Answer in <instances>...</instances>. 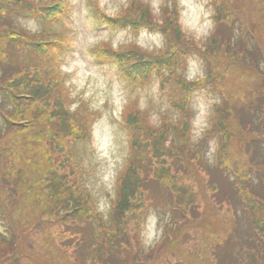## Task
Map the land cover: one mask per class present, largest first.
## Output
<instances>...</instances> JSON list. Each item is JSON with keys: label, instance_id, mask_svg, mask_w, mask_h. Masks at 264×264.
<instances>
[{"label": "trees", "instance_id": "trees-1", "mask_svg": "<svg viewBox=\"0 0 264 264\" xmlns=\"http://www.w3.org/2000/svg\"><path fill=\"white\" fill-rule=\"evenodd\" d=\"M89 3L109 28L160 33L159 49L100 42L91 55L129 83L157 77L169 107L157 118L135 101L122 109L127 156L99 211L75 150L99 114L81 100L73 109L59 70L70 35L57 23L69 2L0 0V264H264V0H210L201 47L182 29L176 2L157 14L141 0L115 13ZM191 54L203 63L195 78L183 73ZM233 71L237 83L227 84ZM199 90L218 100L195 139L189 104ZM192 209L197 222L186 217ZM153 215L160 234L146 246Z\"/></svg>", "mask_w": 264, "mask_h": 264}, {"label": "rangeland", "instance_id": "rangeland-1", "mask_svg": "<svg viewBox=\"0 0 264 264\" xmlns=\"http://www.w3.org/2000/svg\"><path fill=\"white\" fill-rule=\"evenodd\" d=\"M88 1L90 2V0H68L70 9L57 23V27L66 28V32L70 35L69 44L75 47L70 54L63 52L59 58V70L65 78V85L71 97L74 98V103H71L73 109L81 100L99 114L95 121H90L89 141L83 144L76 143L75 150L85 170L83 188L91 194L96 208L106 213L114 197L116 175L127 156L126 132L119 121L122 109L136 103L140 108L149 110L153 118H157V111L167 109L169 105L165 89L160 88L157 77L152 76L148 82L129 83L117 71L114 63L97 62L91 55V47L100 42L108 43L113 47L136 43L142 48L159 49L163 44V37L160 33L149 31L146 28L114 29L102 25L94 18ZM128 1L98 0V3L105 12L115 13ZM141 1L147 2L154 14L163 8L169 9L172 3L176 2L180 24L185 33L197 43L198 47H201L207 39L212 27L210 0ZM251 15L254 16L253 12L248 13L245 22L246 26L254 31L258 24L254 22L255 19L251 18ZM19 22L30 29L39 27V22L35 18H19ZM261 38L262 36L257 39ZM51 56L55 59L56 53H52ZM183 73L188 78L201 75L203 73L201 59L196 55H189ZM229 74L227 84L231 82L233 85L236 84L237 74L234 71ZM217 100L218 97L209 90H199L193 93L189 107L193 115L192 134L195 139L202 137L208 125L206 119L211 111V103ZM130 101H135V103L128 104ZM172 111L177 115V110L172 108ZM211 143L212 141L208 142L209 146ZM192 211L196 214L194 218H192ZM186 217L191 222L201 219L199 212H195L194 209L188 212ZM159 229L156 216L149 217L144 225L142 236L146 246L152 245L157 240L160 234ZM240 230L243 231V229ZM203 252H206L205 245L202 248Z\"/></svg>", "mask_w": 264, "mask_h": 264}]
</instances>
